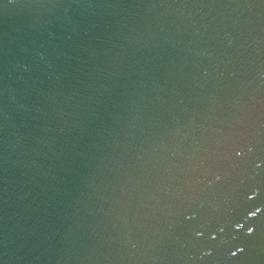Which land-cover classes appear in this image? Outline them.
Here are the masks:
<instances>
[{"label": "water", "instance_id": "95a60500", "mask_svg": "<svg viewBox=\"0 0 264 264\" xmlns=\"http://www.w3.org/2000/svg\"><path fill=\"white\" fill-rule=\"evenodd\" d=\"M0 264H264V0H0Z\"/></svg>", "mask_w": 264, "mask_h": 264}]
</instances>
